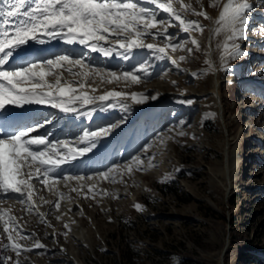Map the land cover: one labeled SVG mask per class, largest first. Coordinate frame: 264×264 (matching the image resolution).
<instances>
[{
    "label": "rangeland",
    "instance_id": "374dc122",
    "mask_svg": "<svg viewBox=\"0 0 264 264\" xmlns=\"http://www.w3.org/2000/svg\"><path fill=\"white\" fill-rule=\"evenodd\" d=\"M183 2L211 18L181 13L187 20H198L203 33L168 28L199 43V51L191 43L186 45L193 48L191 54L186 49L175 53L169 49L183 71L167 59L155 60L147 50L134 53L151 62L153 75L137 84L90 73L79 88V77L59 70L62 85L72 84L78 94L124 93L129 98L122 103L129 110L117 106L101 112L96 107L99 114L94 119L103 122L92 130L123 123L92 152L64 164V174L92 176V180L60 181L52 190L37 185L33 200L40 212L51 213L46 216L51 227L39 223L37 215L20 203L0 204L45 245L24 253L21 264H80L78 254L85 264H256L251 261L264 258V29L240 41L246 55L230 59L223 67L218 45L224 38L213 35L220 8L211 6L214 0ZM145 6L156 10L155 5ZM175 7L179 9V4ZM252 15V24L259 25L264 7H256ZM145 43L162 42L148 38ZM182 55L184 61L179 60ZM137 58H111L107 63L92 57L86 62L121 72L138 67ZM206 61H211L212 69ZM47 79L54 82L52 77ZM132 93L149 99L137 104L130 99ZM188 100L193 103L178 102ZM146 107L152 109L142 114ZM138 114L140 119L134 121ZM79 136L54 138L53 142L66 140L79 149L86 146L77 143ZM108 144L109 150L90 157ZM136 156L143 160L142 171L117 169L131 165ZM84 158L90 160L81 164ZM149 158L154 167H148ZM109 168L117 169L111 174L114 180L98 175ZM171 182L176 183L175 193L167 192ZM57 199L58 211L52 207ZM137 204L142 210L136 209Z\"/></svg>",
    "mask_w": 264,
    "mask_h": 264
},
{
    "label": "snow or ice",
    "instance_id": "6c2138e0",
    "mask_svg": "<svg viewBox=\"0 0 264 264\" xmlns=\"http://www.w3.org/2000/svg\"><path fill=\"white\" fill-rule=\"evenodd\" d=\"M177 4L179 9L175 7ZM145 5H155L156 10ZM211 6L220 8L214 21L213 35L224 38L218 47L221 49V65L227 67L230 59L246 55L240 41L246 40L250 32L264 29V19L259 25L252 24L255 19L252 13L256 7H264V0H256L255 3L251 0H214ZM181 13L211 19L206 11H196L191 3L186 4L183 0H0V204L8 201L20 203L27 212L37 215L39 223L51 227L46 220L51 213L40 212L39 205L33 200L39 190L37 185L52 190L53 185L60 181L92 180V176L64 174L61 165L92 152L102 138L111 135L123 123L122 120L107 127L100 126L98 130H85L77 143L86 146L77 149L69 146L70 142L66 140L52 142L47 135L32 136L31 133L45 127V122L18 125V122L4 115L8 106H47L61 113L84 116L89 121L92 113L82 111L87 105H98L101 112L108 107L119 106L127 112L129 107L122 101L129 97L124 93L108 92L98 97L78 94L72 84L62 85L59 70L63 68L68 75L79 77V88L84 87L90 73L137 84L153 75L151 62L142 55L137 58L134 53V50H147L155 60L167 59L178 71H183L178 61L169 55V49L173 53L186 49L191 54L193 48H186V45L191 43L199 51V43L190 36L181 38L177 33L169 32L168 28H178L183 33H203L204 27L198 20L185 19ZM158 25L161 26L160 30L153 32ZM148 38L162 43H145ZM52 40L81 48L72 55L59 54L41 62L25 60L19 66H12L13 60L24 59L19 52L30 41L44 44ZM83 49H87V54ZM91 53L122 61L137 58L139 66L133 65L132 69L121 72L106 71L86 62L92 59ZM179 60L184 61L185 56H180ZM206 63L209 69L213 68L211 61ZM73 67L77 70L73 71ZM48 77H52L54 82H49ZM130 99L142 104L149 97L132 93ZM150 99L155 100L157 96ZM178 102L193 103L191 100ZM179 135L185 133L180 132ZM142 164L141 156H136L131 160V165H118L117 169L127 168L129 173L134 169L142 171ZM148 167H154L152 158L148 160ZM117 169L109 168L98 175L114 180L111 174ZM57 195L62 196L61 193ZM43 203L52 202L43 200ZM52 207L59 210V199L52 203ZM135 207L138 211L142 210L139 204ZM9 211L0 208V222L3 225L0 264H21L20 258L24 253L43 249L45 245L36 238L35 232H26L18 223V218L8 214ZM29 241L31 244L27 243Z\"/></svg>",
    "mask_w": 264,
    "mask_h": 264
},
{
    "label": "bare ground",
    "instance_id": "6f19581e",
    "mask_svg": "<svg viewBox=\"0 0 264 264\" xmlns=\"http://www.w3.org/2000/svg\"><path fill=\"white\" fill-rule=\"evenodd\" d=\"M53 41V40H52ZM44 44H47V45H44ZM44 44H42V45H44V46H42V50H40V51H44V49H48V51L49 50H53V47L55 46V42L53 41L52 43H49V41L48 42H46V43H44ZM68 50H69V48H68ZM50 52V51H49ZM69 52H70V50H69ZM21 56H23V54L21 55ZM95 58V57H94ZM99 60V59H98ZM111 62V61H110ZM109 62V63H110ZM7 67V66H6ZM15 109V111L18 109L17 107H14ZM69 240H70V242H73L75 239L72 237V236H70L69 237ZM74 254V253H73ZM81 257L79 256V254L77 255V259H79L80 260V264H85V258H83L82 257V260L80 259Z\"/></svg>",
    "mask_w": 264,
    "mask_h": 264
},
{
    "label": "trees",
    "instance_id": "16d2710c",
    "mask_svg": "<svg viewBox=\"0 0 264 264\" xmlns=\"http://www.w3.org/2000/svg\"><path fill=\"white\" fill-rule=\"evenodd\" d=\"M175 184L174 182H171V184H169V186L167 187V192L168 193H175L176 189H175ZM251 263H256V264H264V258H260V259H253L251 261Z\"/></svg>",
    "mask_w": 264,
    "mask_h": 264
}]
</instances>
